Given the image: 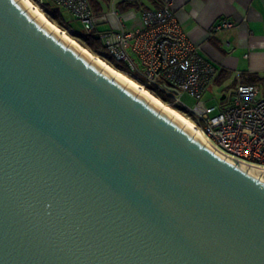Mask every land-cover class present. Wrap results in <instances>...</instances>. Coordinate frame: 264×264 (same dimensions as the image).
Instances as JSON below:
<instances>
[{
    "label": "water",
    "instance_id": "95a60500",
    "mask_svg": "<svg viewBox=\"0 0 264 264\" xmlns=\"http://www.w3.org/2000/svg\"><path fill=\"white\" fill-rule=\"evenodd\" d=\"M0 0V264H264V173L225 158L23 0Z\"/></svg>",
    "mask_w": 264,
    "mask_h": 264
},
{
    "label": "built area",
    "instance_id": "2783aa9c",
    "mask_svg": "<svg viewBox=\"0 0 264 264\" xmlns=\"http://www.w3.org/2000/svg\"><path fill=\"white\" fill-rule=\"evenodd\" d=\"M41 11L46 0H30ZM67 11L92 34L109 58L148 91L165 96L167 105L185 110L188 118L218 149L243 161L264 166V95L256 84L239 83L223 102L208 105L204 92L214 78L215 66L199 52V46L183 32L174 17L173 0H162L154 10L140 13V26L127 28L114 7L93 12L88 0H48ZM109 17L117 27L101 30ZM222 18L211 24L210 34L232 27ZM194 99L191 107L182 100Z\"/></svg>",
    "mask_w": 264,
    "mask_h": 264
},
{
    "label": "crops",
    "instance_id": "0c3cea01",
    "mask_svg": "<svg viewBox=\"0 0 264 264\" xmlns=\"http://www.w3.org/2000/svg\"><path fill=\"white\" fill-rule=\"evenodd\" d=\"M88 2L93 12H105L112 5L127 28L140 26L142 11L162 5V0ZM172 7L180 29L215 66V76L205 92L214 91L218 102H223L237 84L250 83L264 95V0H173ZM222 18L234 25L210 34L208 27ZM117 25V20L109 17L100 29Z\"/></svg>",
    "mask_w": 264,
    "mask_h": 264
},
{
    "label": "bare ground",
    "instance_id": "6f19581e",
    "mask_svg": "<svg viewBox=\"0 0 264 264\" xmlns=\"http://www.w3.org/2000/svg\"><path fill=\"white\" fill-rule=\"evenodd\" d=\"M17 1H19V0H15L14 2L16 3ZM23 1L27 4V7L25 9H23L22 12H24L25 10H27L29 8L34 14V16L30 20H33L37 15L40 16L44 20L40 24L39 28L46 22L47 26L51 29L50 32L48 33L49 35L51 34V32L53 30L59 34V37L56 40L57 42L60 39V37H62L63 40L67 43L65 45V48L68 46V44H72L79 50L75 56H78V54L81 52L82 56L86 60H88L87 65H89V63L91 61L99 63L101 68L98 71V74L101 72L102 69H105L106 71H108L111 74V76H112V78L110 79L111 81L113 80V78H115L118 81H120L122 83H125L123 85L122 89H124L126 84L132 85L137 90L136 94L134 95V98L140 92L147 99V101L144 104V106H146L147 103L149 102V100H151L159 108L158 111L156 112V114H158L160 112V110L162 109L163 111H165L170 116V118L168 119L167 122H169L172 119L173 116L175 118H177L183 124L180 127L179 131H181V129L184 126H186L187 128H189L193 132L192 135L190 136L189 140H191L192 137L194 136V134L197 133L202 139L205 140V142L202 144L201 148H203V146L206 143H208V145L213 148L212 152L210 153L211 155L213 154L214 151H217L219 154L224 156L223 159L221 160L222 162L224 161L225 158H229V159L235 161V163L232 166L233 168H234V166L236 165L237 162L246 165L247 168L245 169L243 174L246 173V171L248 170L249 167L262 169V171L259 173V175L254 180L255 182L258 180V178L261 176V174L264 173V166H260V165H257V164H253V163H250V162L243 161V160H241L239 158H236V157H233V156H231L229 154H226L223 151H221L220 149H218L199 129H197L195 127L193 122L187 116L185 117L182 113H179L175 109L171 108V106L163 103L162 101H160V99H157L152 94H150L147 89H145L144 87H141L135 80L127 77L126 74L115 70L113 67L108 65L102 59L98 58L97 56H95L94 54L89 52L86 48H84L82 45H80L76 40L71 38L66 32H64L63 30L58 28L54 23H52L50 20H48L45 17V15L41 12V10L38 7H36L30 0H23Z\"/></svg>",
    "mask_w": 264,
    "mask_h": 264
},
{
    "label": "trees",
    "instance_id": "16d2710c",
    "mask_svg": "<svg viewBox=\"0 0 264 264\" xmlns=\"http://www.w3.org/2000/svg\"><path fill=\"white\" fill-rule=\"evenodd\" d=\"M42 13L45 15V17L50 20L52 23H54L58 28L66 32L71 38L76 40L80 45H82L84 48H86L89 52L97 56L98 58L102 59L104 62H106L108 65L113 67L115 70L119 72H123L130 78L136 81V78L130 74L127 73V70L125 67L118 62H115L113 59L109 58V56L106 55V53L100 48V42L92 35V34H86L82 29L75 30L71 26L69 20L62 12V9L58 6L54 5L52 2L46 0L42 3L41 6ZM154 95H156L160 101L167 103L168 100L165 96L162 94H159L156 91H150ZM171 106V105H170ZM171 108H174L176 111H179L183 115L188 116L186 114L187 112L177 106H171Z\"/></svg>",
    "mask_w": 264,
    "mask_h": 264
},
{
    "label": "rangeland",
    "instance_id": "374dc122",
    "mask_svg": "<svg viewBox=\"0 0 264 264\" xmlns=\"http://www.w3.org/2000/svg\"><path fill=\"white\" fill-rule=\"evenodd\" d=\"M62 12L64 13V15L67 17V19L69 20L71 26L75 29V30H80L81 29V25L78 21H76L67 11L62 9ZM123 73V72H122ZM129 77V76H127ZM130 78V77H129ZM132 79V78H131ZM150 94H152L154 97H156L157 99H159L156 95H154L153 93H151L149 91ZM214 91H206L204 94V100L205 103L208 105H217L218 103V97L219 95L216 97ZM182 100L185 102V104L188 107H191L194 103V99H192L191 97L187 96V95H183L182 96ZM162 101V100H161ZM164 103V102H163ZM174 109V108H173ZM179 112V111H178ZM180 113V112H179ZM186 117V115H184Z\"/></svg>",
    "mask_w": 264,
    "mask_h": 264
}]
</instances>
